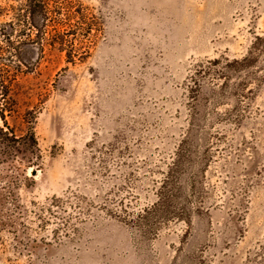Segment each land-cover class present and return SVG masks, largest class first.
I'll return each instance as SVG.
<instances>
[{"label": "rangeland", "instance_id": "374dc122", "mask_svg": "<svg viewBox=\"0 0 264 264\" xmlns=\"http://www.w3.org/2000/svg\"><path fill=\"white\" fill-rule=\"evenodd\" d=\"M48 3L67 46L13 89L38 150L0 155V264H264V0Z\"/></svg>", "mask_w": 264, "mask_h": 264}, {"label": "trees", "instance_id": "16d2710c", "mask_svg": "<svg viewBox=\"0 0 264 264\" xmlns=\"http://www.w3.org/2000/svg\"><path fill=\"white\" fill-rule=\"evenodd\" d=\"M13 1L16 5L5 9L0 7V16H11L8 22L0 24V155L6 158L22 150L32 155L38 150L33 123H28L24 135L19 137L8 122V118H12L17 112L13 89L18 84L19 76L34 72L36 63L32 53L37 44L41 47L47 44L60 50H65L67 46L63 37L59 38L50 32L53 21L49 0ZM182 152L183 147L180 146L178 153ZM173 166L174 170L163 183L159 203L154 205L156 210L168 206L174 197L173 173H177L175 168H178V164Z\"/></svg>", "mask_w": 264, "mask_h": 264}, {"label": "water", "instance_id": "95a60500", "mask_svg": "<svg viewBox=\"0 0 264 264\" xmlns=\"http://www.w3.org/2000/svg\"><path fill=\"white\" fill-rule=\"evenodd\" d=\"M33 174H35V172H33Z\"/></svg>", "mask_w": 264, "mask_h": 264}]
</instances>
